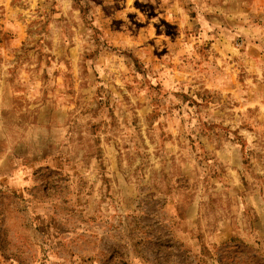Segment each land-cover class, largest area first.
Instances as JSON below:
<instances>
[{
    "label": "rangeland",
    "instance_id": "374dc122",
    "mask_svg": "<svg viewBox=\"0 0 264 264\" xmlns=\"http://www.w3.org/2000/svg\"><path fill=\"white\" fill-rule=\"evenodd\" d=\"M0 264H264V0H0Z\"/></svg>",
    "mask_w": 264,
    "mask_h": 264
}]
</instances>
